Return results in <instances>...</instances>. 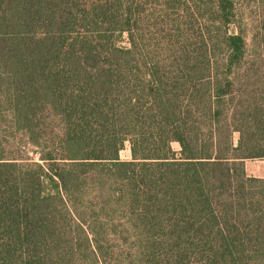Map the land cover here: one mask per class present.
Wrapping results in <instances>:
<instances>
[{
	"label": "trees",
	"instance_id": "16d2710c",
	"mask_svg": "<svg viewBox=\"0 0 264 264\" xmlns=\"http://www.w3.org/2000/svg\"><path fill=\"white\" fill-rule=\"evenodd\" d=\"M237 1L0 0V264H264V0L249 28Z\"/></svg>",
	"mask_w": 264,
	"mask_h": 264
},
{
	"label": "rangeland",
	"instance_id": "374dc122",
	"mask_svg": "<svg viewBox=\"0 0 264 264\" xmlns=\"http://www.w3.org/2000/svg\"><path fill=\"white\" fill-rule=\"evenodd\" d=\"M237 8L239 9V12L243 14L244 23L248 25V28L252 27L254 19L261 13L257 0H238ZM235 140H238V134H235ZM172 147L176 153L179 154L181 149L179 143L174 142ZM120 156L123 160L132 159L129 142H126L125 148L121 151ZM245 166L247 173L250 175L264 177V158L246 159Z\"/></svg>",
	"mask_w": 264,
	"mask_h": 264
},
{
	"label": "crops",
	"instance_id": "0c3cea01",
	"mask_svg": "<svg viewBox=\"0 0 264 264\" xmlns=\"http://www.w3.org/2000/svg\"><path fill=\"white\" fill-rule=\"evenodd\" d=\"M249 174V173H248ZM250 175V174H249ZM251 176H257V175H251ZM258 177H261V176H258Z\"/></svg>",
	"mask_w": 264,
	"mask_h": 264
}]
</instances>
